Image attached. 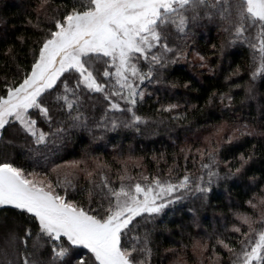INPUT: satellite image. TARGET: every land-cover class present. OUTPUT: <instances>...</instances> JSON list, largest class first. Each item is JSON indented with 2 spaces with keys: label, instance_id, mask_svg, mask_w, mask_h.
Here are the masks:
<instances>
[{
  "label": "snow or ice",
  "instance_id": "snow-or-ice-1",
  "mask_svg": "<svg viewBox=\"0 0 264 264\" xmlns=\"http://www.w3.org/2000/svg\"><path fill=\"white\" fill-rule=\"evenodd\" d=\"M33 13L28 25L35 39L16 38L28 46L27 52L7 47L0 77V130L18 126L35 146L26 157L31 164L0 161V210H13L25 225L23 237L12 233L10 241L25 246L32 242L23 264H165L168 254L177 257L173 264H187L189 249L197 264H225L220 249L228 254L227 264H264V186L255 176L250 178L253 195L245 201L251 213L233 212L234 220L223 232L207 237L188 233L179 249L169 247L164 254L162 240H157V233L168 231L157 221L170 205L191 192L206 203L214 183L245 174L256 159V144L238 158L223 160L221 147L244 137L264 139V104L259 117H251L259 128L225 120L205 128L208 135L202 141L181 148L182 175L175 158L166 172L158 168L135 175L127 162L113 171L98 158L49 170L43 151L51 138L65 139L67 128L88 127L82 109L97 95L105 102L106 128L139 131V125L148 122L138 114L151 95L141 87L145 81L160 83L159 69L188 62L189 55L199 67L207 65L206 56L189 43L205 22L216 23L226 33L224 41L212 45L220 56L238 45L248 49L246 99H256L255 82L264 81V0H36ZM21 53L25 61L31 57L24 66L18 62ZM240 74L237 66L231 76ZM217 99L232 107L230 93H213L208 103ZM179 108L169 103L158 111L171 114ZM170 118L186 120L187 112ZM154 159L159 163L163 154ZM190 159L193 165L199 161L198 174L188 171ZM133 167L145 166L137 162ZM46 246L48 259L42 258Z\"/></svg>",
  "mask_w": 264,
  "mask_h": 264
},
{
  "label": "trees",
  "instance_id": "trees-1",
  "mask_svg": "<svg viewBox=\"0 0 264 264\" xmlns=\"http://www.w3.org/2000/svg\"><path fill=\"white\" fill-rule=\"evenodd\" d=\"M35 2L36 0H0V77L4 75L3 52L7 47L15 45L17 49L27 52L28 46L20 45L16 38L25 36L35 39L33 30L28 25L29 19H35L33 13ZM194 32L195 35L189 43L201 55L206 56L207 65L199 67L200 62L189 55L188 62L181 61L159 69L157 75L160 83L146 81L142 89H146L151 95L145 97V101L139 106L138 114L144 116L148 122L139 125V131L123 126L115 131L109 130L110 125L106 128L103 125L105 102L97 95L82 109L88 118L87 128H67L63 134L65 139L51 138L47 147L43 148L49 157L47 162L49 170L57 164L67 165L84 158H88L91 163L94 158H98L110 164L113 171L121 166L122 161L127 162L132 174L135 175L140 171L154 173L158 168L166 172L175 158L181 165L182 175L185 161L180 154V149L202 141L208 134L205 128L225 120L229 123L234 121L237 125L254 124L259 128V124L251 117H259L260 106L264 104V98H262L264 97V81L258 79L255 82L256 99H246V88L250 83L247 72L250 63L248 49L238 45L235 48L226 49V54L220 56L212 45H219L224 41L226 33L222 32L216 23L205 22L203 27L196 28ZM175 43L180 41L177 40ZM30 59L29 56L28 61ZM28 61L24 60L23 53L18 57L21 66ZM237 66L240 67L241 74L231 76ZM12 71H15V66H12ZM173 83L177 86L172 87ZM185 84H190V87L185 88ZM236 84L240 87H236ZM2 87L3 83L0 81V88ZM213 93L217 95L230 93L233 98L232 107L226 108L218 99L209 104V97ZM169 103L179 104L180 108L171 114L158 111L161 105L166 106ZM180 112H187L186 120L176 122L170 118ZM112 115L109 113L110 117ZM115 115L119 119L125 118L119 114ZM56 118L66 117L57 115ZM253 144L257 146L256 159L248 165L245 174L226 180L221 179L214 183L206 203L198 198L199 193L191 192L184 199L165 209L166 214L157 221V223L163 221L162 227L166 226L168 229L166 232L157 233V240H162L161 254H164V249L169 247L179 249L182 237L186 239L188 233H199L207 237L223 232L226 225L231 226L234 220L232 214L235 211L251 213L245 203L253 195L254 186H251L250 178L255 176L257 183L264 186V139L244 137L233 146L223 145L220 153L222 160L238 158L240 152L247 153ZM195 146L203 147V144L196 143ZM30 147L35 146L32 145L30 138H26L25 134L18 130V126H6L0 136V161L7 159L17 164L21 162L31 164V161L26 160V157L30 155L28 152ZM161 154L163 159L157 163L154 158L161 157ZM137 162L145 167H133ZM187 168L189 172L198 174L199 161L197 160L196 165H193L190 159L187 162ZM221 168L223 176V165ZM80 182L83 183L82 178ZM24 227V222L13 210H0V264H23L25 249L28 252L32 251L31 240L26 246L20 243L13 245L10 241L12 233L23 237ZM220 252L227 264L228 254L223 249H220ZM168 256L165 264H173L177 257L172 254ZM50 257V248L46 246L43 249L42 258ZM184 259L187 264H197V257L191 253L190 249L184 255Z\"/></svg>",
  "mask_w": 264,
  "mask_h": 264
},
{
  "label": "rangeland",
  "instance_id": "rangeland-1",
  "mask_svg": "<svg viewBox=\"0 0 264 264\" xmlns=\"http://www.w3.org/2000/svg\"><path fill=\"white\" fill-rule=\"evenodd\" d=\"M145 82H146V81H145ZM142 86H143V85H142ZM142 86H141V87H142ZM142 88H143V87H142ZM0 132H2V130H0ZM207 135H208V134H206L205 136H207ZM0 136H1V135H0Z\"/></svg>",
  "mask_w": 264,
  "mask_h": 264
}]
</instances>
